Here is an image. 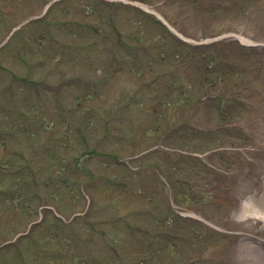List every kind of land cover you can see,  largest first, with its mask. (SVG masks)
<instances>
[{
	"label": "rangeland",
	"instance_id": "1",
	"mask_svg": "<svg viewBox=\"0 0 264 264\" xmlns=\"http://www.w3.org/2000/svg\"><path fill=\"white\" fill-rule=\"evenodd\" d=\"M104 1L0 3V243L45 212L0 264H264V62L241 57L247 74L228 69L221 88L151 18L192 43L264 45V10L245 28L188 0ZM242 83L251 101L216 129L217 104L201 97ZM171 209L197 220L179 221L187 237L164 250L145 233Z\"/></svg>",
	"mask_w": 264,
	"mask_h": 264
}]
</instances>
